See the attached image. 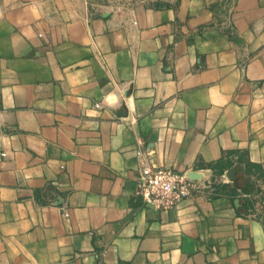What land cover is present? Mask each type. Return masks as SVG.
Returning <instances> with one entry per match:
<instances>
[{
  "label": "crops",
  "instance_id": "1",
  "mask_svg": "<svg viewBox=\"0 0 264 264\" xmlns=\"http://www.w3.org/2000/svg\"><path fill=\"white\" fill-rule=\"evenodd\" d=\"M224 1L0 0V264H264V0Z\"/></svg>",
  "mask_w": 264,
  "mask_h": 264
},
{
  "label": "built area",
  "instance_id": "2",
  "mask_svg": "<svg viewBox=\"0 0 264 264\" xmlns=\"http://www.w3.org/2000/svg\"><path fill=\"white\" fill-rule=\"evenodd\" d=\"M135 182L136 196L142 203L162 212L176 208L199 191V185L190 181L184 173L145 163L139 168Z\"/></svg>",
  "mask_w": 264,
  "mask_h": 264
},
{
  "label": "rangeland",
  "instance_id": "3",
  "mask_svg": "<svg viewBox=\"0 0 264 264\" xmlns=\"http://www.w3.org/2000/svg\"><path fill=\"white\" fill-rule=\"evenodd\" d=\"M168 0H92V2L106 7L126 8L136 5L147 7H161L167 4Z\"/></svg>",
  "mask_w": 264,
  "mask_h": 264
},
{
  "label": "trees",
  "instance_id": "4",
  "mask_svg": "<svg viewBox=\"0 0 264 264\" xmlns=\"http://www.w3.org/2000/svg\"><path fill=\"white\" fill-rule=\"evenodd\" d=\"M222 6H225V8L223 10H228V1H224V0H218V2L213 6V9L215 8H222ZM228 187H223V189L227 190Z\"/></svg>",
  "mask_w": 264,
  "mask_h": 264
},
{
  "label": "water",
  "instance_id": "5",
  "mask_svg": "<svg viewBox=\"0 0 264 264\" xmlns=\"http://www.w3.org/2000/svg\"><path fill=\"white\" fill-rule=\"evenodd\" d=\"M231 174H233V170L229 171V173H228V176H229L228 178H229V180H233V177H230Z\"/></svg>",
  "mask_w": 264,
  "mask_h": 264
}]
</instances>
